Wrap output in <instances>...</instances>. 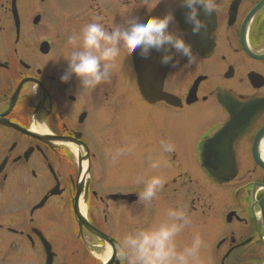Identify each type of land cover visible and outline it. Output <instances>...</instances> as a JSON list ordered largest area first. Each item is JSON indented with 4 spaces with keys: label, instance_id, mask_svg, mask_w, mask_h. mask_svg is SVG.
Segmentation results:
<instances>
[{
    "label": "flooded vegetation",
    "instance_id": "obj_1",
    "mask_svg": "<svg viewBox=\"0 0 264 264\" xmlns=\"http://www.w3.org/2000/svg\"><path fill=\"white\" fill-rule=\"evenodd\" d=\"M80 1L83 7L73 18L63 12L62 23L52 27L49 0H0V264H122L117 236L147 227L150 212L140 210L141 186L112 185L101 167L105 161L108 167L119 165L126 151L115 163L109 152L128 145L135 156H163L169 165L189 158L191 167L164 187L177 188L175 207L186 210L191 235L201 236L204 264H264V169L252 150L264 127V0H217L215 13H200L208 24L206 35H193L184 13L174 15L198 59L188 65L185 57L175 56L178 63L168 68L161 91L169 101L142 97L130 56L118 61L108 84L94 90L101 111L96 115L92 91L81 90L75 76L60 80L72 51L68 37L95 16L110 26L108 7L123 15L138 0ZM177 7L173 0L159 16L174 14ZM231 103L237 105L233 114ZM164 113L202 118V127L181 131L179 138L175 125L179 151L170 131L156 121ZM95 116L104 120L98 133ZM224 125L235 136L230 158L236 171L230 182L217 183L199 158L229 157L205 156V144L202 151L196 147L203 137L206 143L213 140ZM222 135L228 138L229 132ZM162 140L175 151L162 153ZM263 146L264 134L256 149L264 162ZM242 158L249 161L245 173ZM188 191L222 211L210 221H196ZM76 211L86 224H79Z\"/></svg>",
    "mask_w": 264,
    "mask_h": 264
},
{
    "label": "clouds",
    "instance_id": "obj_2",
    "mask_svg": "<svg viewBox=\"0 0 264 264\" xmlns=\"http://www.w3.org/2000/svg\"><path fill=\"white\" fill-rule=\"evenodd\" d=\"M161 0H139L138 6L151 11ZM186 9L184 20L190 26L193 35H206L208 24L200 18L201 11L205 17L215 13L217 0H176ZM126 13L121 23L106 26L102 16H95L84 24L78 32L68 37L72 51L68 55L67 68L60 80L67 83L75 76L81 90L94 91L111 81L113 69L118 61L137 53L147 58L153 50L162 53L161 64L175 67V56L185 57L188 65H193L198 54L184 38L176 25L172 10L163 16L148 15L142 21L138 17L129 18ZM170 25H176L170 30ZM162 153L170 154L175 146L167 141L160 142ZM126 149L109 152L113 163L124 154ZM130 151V149H128ZM149 166L156 170L166 167L168 161L163 156L159 159L148 157ZM142 185L137 193V201L145 206L158 198L167 180L156 174L149 177L140 176L136 180ZM130 222L137 223L135 218ZM191 219L186 210L180 206L170 207L163 218L147 227H135L117 236V252L122 264H203L201 249L204 242L199 234H194L191 242L183 247L178 245V237L190 225Z\"/></svg>",
    "mask_w": 264,
    "mask_h": 264
},
{
    "label": "rangeland",
    "instance_id": "obj_3",
    "mask_svg": "<svg viewBox=\"0 0 264 264\" xmlns=\"http://www.w3.org/2000/svg\"><path fill=\"white\" fill-rule=\"evenodd\" d=\"M173 0H161L159 4H157L151 11H147L143 6L139 5V0L137 4L135 3L133 6L128 7L126 9V12L122 11L120 13H117L116 10H114L111 6L108 7V11L110 12V16L112 17V22L114 23H121L125 14L130 12V14H127L129 18L131 17H138L142 21L146 16L153 15V16H159V12L163 9H168L170 3H172ZM113 5V4H112ZM83 3L80 0H71L69 3H67L66 0H49L48 7H47V14L49 18V25L52 27L58 26V24H61L64 15L63 12H66V18H73L74 15L82 9ZM70 14V15H69ZM120 67V63L116 65L114 69H118ZM99 87L96 89L98 90ZM129 89L133 90V82L129 80ZM129 90V91H130ZM97 91H92L90 95V103L94 109L95 114H101L100 108L97 106ZM217 117V115L215 116ZM156 121L158 125L160 126L161 130H168L170 131L169 134H172V138L177 143L176 150L179 151L180 143L177 142L176 139V132H175V125H177L176 131L178 138L181 135V131L191 132L195 128L202 127L203 121L201 117H191L187 114L183 115H169L167 113L161 114L156 118ZM214 118L212 122H214ZM104 124L103 117H94V127L96 130V133L99 132L100 128H102ZM129 145L126 147V157L120 159V164L116 165L115 167H108L107 162H103L102 167L104 168L103 174H104V181L109 180L110 184L115 186H123V187H130L139 185L142 187V185L137 184L136 180L140 176L149 177L151 175H162L168 179H173L174 175L177 177L180 170L186 169L190 166L189 158H176L172 161V165L167 164L166 167H162L160 169L153 170L149 166V160L148 158H140L138 156H135V154L128 151ZM152 159H159V158H152ZM105 160V159H104ZM248 159L242 158L241 161V170L243 172H246L245 166L249 165ZM194 171V169L192 168ZM192 180V179H191ZM195 183L193 181L192 185ZM180 185V184H179ZM178 185V187H179ZM177 186V185H176ZM175 190H177L176 187H172L170 190L164 189L159 193L158 198L155 199L151 205L145 206L141 203L140 210H148L150 212L149 216V225L158 222L161 218H163L164 213L166 210L170 207H175L176 201L174 200L175 197ZM187 190H189V187H187ZM201 190V188H200ZM182 191H179V193ZM173 193V199H170V194ZM187 193V203L190 207L194 208L191 218L195 219L196 221H203L204 219H208L210 221L211 219L215 218V215L222 211V209L218 208L216 204H214L211 200L206 198L204 195L200 196L198 194H194L191 191L186 192ZM203 193V192H202ZM180 204V203H179ZM140 215L139 220L142 218V213ZM138 215V214H137ZM193 216V217H192ZM208 226V225H207ZM206 231V228L204 232ZM193 235H191V231L188 229H185L184 232L181 234L180 237H178V245L183 247L186 244H189L191 242ZM201 255V254H200ZM202 261L203 258L201 257ZM204 264V262H203Z\"/></svg>",
    "mask_w": 264,
    "mask_h": 264
},
{
    "label": "water",
    "instance_id": "obj_4",
    "mask_svg": "<svg viewBox=\"0 0 264 264\" xmlns=\"http://www.w3.org/2000/svg\"><path fill=\"white\" fill-rule=\"evenodd\" d=\"M162 68H163V66H162ZM136 69H137V66H136ZM145 69H146V67H145ZM136 71H138V70H136ZM137 82H138L140 90L142 92H144L145 94H147L148 92L154 91L155 89H158L152 79L151 80L150 79L149 80H143L141 78V74L140 73H139V77H138V81ZM263 133H264V129L259 133V136L262 135ZM258 138H257L256 142L253 145V155H254L255 162L260 167H262L264 169V162H262V160L257 157V153H256V149H257L256 147H257ZM226 152L229 154V156L233 155L230 145L227 147L225 153ZM214 159L218 160V161H216V164L220 165L224 172H222V170H220V173L217 174V173H214V172L212 173L211 171H209L210 175L212 177L216 178L219 181L227 182L228 180H230L233 177V175L235 173V170H234V166H235L234 158H222V159L221 158H212L211 160L214 161ZM220 161L223 162L224 166L221 165ZM263 216H264V214H263ZM76 217L81 222V217L78 214L76 215Z\"/></svg>",
    "mask_w": 264,
    "mask_h": 264
},
{
    "label": "bare ground",
    "instance_id": "obj_5",
    "mask_svg": "<svg viewBox=\"0 0 264 264\" xmlns=\"http://www.w3.org/2000/svg\"><path fill=\"white\" fill-rule=\"evenodd\" d=\"M262 156H263V159H264V146L262 148Z\"/></svg>",
    "mask_w": 264,
    "mask_h": 264
}]
</instances>
